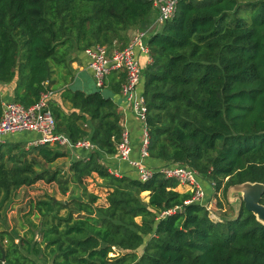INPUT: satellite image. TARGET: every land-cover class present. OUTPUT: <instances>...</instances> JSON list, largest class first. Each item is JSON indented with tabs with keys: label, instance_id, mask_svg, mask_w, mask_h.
I'll return each instance as SVG.
<instances>
[{
	"label": "trees",
	"instance_id": "obj_1",
	"mask_svg": "<svg viewBox=\"0 0 264 264\" xmlns=\"http://www.w3.org/2000/svg\"><path fill=\"white\" fill-rule=\"evenodd\" d=\"M155 11L153 0H0V118L2 86L13 84L7 101L29 107L55 74L73 78L80 52L96 43L125 47L129 32L149 26ZM147 43L153 61L140 84L150 133L145 164L157 172L146 182L112 172L106 156L117 153L123 131L118 104L101 90L64 87L60 97L71 110L50 102L57 130L73 142L88 137L96 149L73 157L65 174L29 156L53 163L69 156L65 148L0 141V214L18 188L41 179L57 182L63 195L73 184L83 200L32 202L22 234L0 229V264H264V224L243 202L235 217L214 221L201 203H186L190 191L158 171L187 165L224 199L231 185L264 183V0H180ZM124 80L114 70L110 91L121 93ZM93 173L110 189L105 205L84 187ZM174 206L181 211L159 217Z\"/></svg>",
	"mask_w": 264,
	"mask_h": 264
},
{
	"label": "built area",
	"instance_id": "obj_2",
	"mask_svg": "<svg viewBox=\"0 0 264 264\" xmlns=\"http://www.w3.org/2000/svg\"><path fill=\"white\" fill-rule=\"evenodd\" d=\"M180 0H153L157 17L146 28L138 30L131 38L129 43L123 47H114L96 43L85 49L89 57V68L98 87L106 86V80L114 70H120L125 73V80L121 86V93L134 115L142 122V136L139 146V157L132 159V145L130 140V131L123 129L121 137L117 142V155L120 160L127 161L137 170V177L142 182L153 178L157 170L148 167L145 160L149 157L150 133L147 123L148 106L143 95L140 84L143 77L144 67L139 59V54L147 55V64L152 63L150 49L147 43L148 38L164 25V23L173 18ZM50 90L41 94L39 100L29 107L16 101H4L3 112L0 118V141L6 139L10 134L33 131L38 136L28 142L29 146H39L50 144L60 146L70 150H87L88 152L96 149V144L88 137L73 142L71 138L63 132L57 130V120L50 108ZM123 128V124L121 122ZM166 178H174L180 184L187 185L192 193V197L186 200V203L198 202L204 205L209 211L210 217L214 221H222V211L219 209L216 191L210 199H206V192L200 181L201 175L197 170L183 164H173L163 166L159 170ZM116 175L121 176L119 173ZM215 186V183L212 182ZM216 207V209H215ZM181 206H174L163 210L159 217H166L181 211ZM114 256L115 253H110Z\"/></svg>",
	"mask_w": 264,
	"mask_h": 264
},
{
	"label": "rangeland",
	"instance_id": "obj_3",
	"mask_svg": "<svg viewBox=\"0 0 264 264\" xmlns=\"http://www.w3.org/2000/svg\"><path fill=\"white\" fill-rule=\"evenodd\" d=\"M241 3L247 2V1H258V0H239ZM247 18L250 19V15H247ZM89 69V68H88ZM90 70V69H89ZM66 72V70H64ZM91 72V71H90ZM79 77L76 78L75 82L73 81V78H69L67 82H64L63 79H60L56 74L54 75V82L52 85H54V88L58 91V95H60L61 90L66 86H72L73 88H79L83 89L86 92H93L101 90L102 93L105 96H110L111 92L110 90L105 86L103 88H100L96 84V80L93 76V74L90 75L88 70L86 72H80ZM58 98V96H57ZM69 110V107L66 106ZM32 132L30 131H22L17 132L8 135V138H11L12 140L16 141H25L20 139H25V136H29ZM30 138V137H29ZM30 140L28 139L27 143ZM31 147L28 144L25 145V149L28 150V148ZM30 157H34L39 162V167L44 168H59L63 173L69 174L70 171L68 169L69 164H67V161L70 162L69 158L68 160L65 157H61L58 160H56L53 163H47L44 162L41 159H38L34 153L29 154ZM201 180H204L205 182H210V178L201 176ZM103 180V179H102ZM90 181L84 179V187H87L88 183ZM97 189H98V196L99 200L98 203H104L105 200V194L107 191L106 185L104 184V180L101 182L97 181ZM210 190V196L214 193V187L212 189V186H209ZM81 191V188H76L73 184H70V189L67 193V195H63L61 193L60 187L57 182L55 181H46L45 179L38 180L36 183L32 185H25L20 188H18L14 194L13 201L6 212H2L0 214V229L7 228L9 230L18 229V234L23 233L22 224L24 222V218L26 215H29L32 212V202L38 201L40 199H46L49 197H54L55 200H63L68 198L69 194L72 192L77 193L79 195ZM238 194H236L237 196ZM227 196V195H226ZM223 201H219V209L222 211V215L225 219L235 217L238 213V208L241 206V199L238 200L235 203H230L226 199H224V195H222ZM225 203V204H224ZM225 208V209H224ZM216 209V207H215ZM238 210V211H236ZM226 211V212H225ZM66 211L62 210L61 214H65ZM31 218L35 219L37 222L39 221V218L37 215L32 214ZM140 220V218H138ZM20 238H16V241L19 242Z\"/></svg>",
	"mask_w": 264,
	"mask_h": 264
},
{
	"label": "crops",
	"instance_id": "obj_4",
	"mask_svg": "<svg viewBox=\"0 0 264 264\" xmlns=\"http://www.w3.org/2000/svg\"><path fill=\"white\" fill-rule=\"evenodd\" d=\"M154 20L155 18L157 17V10L154 12ZM153 20V21H154ZM139 29H135V30H132L129 32V35H130V38L138 31ZM139 59L143 65V67L145 68V66H147V55L144 54V53H140L139 54ZM71 67H72V72H73V75H74V79L73 81L75 82L76 78H78L80 75L79 73L80 72H86L88 70V72L91 74L92 73V70L89 68V57L87 56V54L83 51V52H80L77 56H76V59L71 63ZM90 70H89V69ZM91 71V72H90ZM123 72V71H122ZM108 82V78L106 80V87L110 89V87L108 86L107 84ZM11 85H6V86H2V88L4 89L3 91V94H4V97L6 98L5 101H7V99L11 96ZM83 90V89H82ZM50 91L51 92V98H50V102H54L56 101L59 105H61L66 111H70L71 110V104L68 102V101H63L60 97V95H58V91L54 88V85H52V87H50ZM85 91V90H84ZM111 92V91H110ZM58 96V98H57ZM115 101L116 103L118 104V108H119V111L121 113V122L123 124V129H128L130 131V140H131V145H132V152H131V158L132 159H135V158H138L139 157V146H140V143H141V136H142V122L139 118H137L134 113L132 112V110L127 107V104L125 102V99L124 97L122 96V93H113L111 92V95H110ZM68 106L69 107V110L68 108L66 107ZM32 132L29 136H25V139L26 140H33L35 139L37 136H38V133L36 132H33V131H30ZM30 137V138H29ZM28 144V143H27ZM66 149V148H65ZM67 150V149H66ZM70 152L69 156H66L65 158L68 160L71 161L73 157H79V156H85V154H81V151H86L88 152L87 150H77V151H74V152H71L70 150H68ZM107 157V160L108 162L110 163V167H111V170L112 172H114L115 174L116 173H119L120 175L123 174L124 172L130 174L131 176H136L137 177V170L135 168H133L129 162L127 161H123V160H120L118 155L115 154V155H111V156H106ZM67 164L70 165V162L67 161ZM85 180H88L90 181L87 185V189L89 192L91 193H94L96 195H98V189H97V181H103L101 177H99V175L97 173H93L91 175H89L88 177L85 178ZM201 183H202V186L204 187V190L206 192V199H210V192L212 190H210L209 186L211 185L212 186V189H213V185H212V181L210 180V182H205L204 180H201ZM107 188V187H105ZM189 187L185 184H180L179 183V186L177 187V190L181 191V192H186V191H189ZM109 188H107V191H106V194H105V202L104 203H97L98 205H105L107 204V194L109 192ZM215 190V188H214ZM215 192V191H214ZM214 194V193H213ZM149 195H150V192L149 191H145L142 193V197L146 200V201H149ZM222 193H218L217 194V200L219 199L220 201H223L222 199ZM213 196V195H212ZM236 196V194H235ZM99 200V198H98ZM226 200L228 201V198L226 196ZM229 202V201H228ZM225 204V203H224ZM225 209V208H224ZM239 210V208H238ZM236 210V211H238ZM226 212V211H225Z\"/></svg>",
	"mask_w": 264,
	"mask_h": 264
},
{
	"label": "water",
	"instance_id": "obj_5",
	"mask_svg": "<svg viewBox=\"0 0 264 264\" xmlns=\"http://www.w3.org/2000/svg\"><path fill=\"white\" fill-rule=\"evenodd\" d=\"M264 193V183L262 182H244L239 184L231 185L227 191V198L230 203H235L241 199L245 207L253 212L256 219L264 224V203L261 202L262 195ZM235 194H238L235 196ZM73 198L83 200V196L79 195H69L66 201ZM240 209V208H239ZM1 260L5 261L6 252L4 248H1Z\"/></svg>",
	"mask_w": 264,
	"mask_h": 264
}]
</instances>
